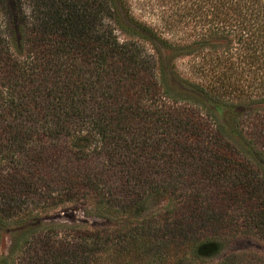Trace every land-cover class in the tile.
Segmentation results:
<instances>
[{"label":"trees","instance_id":"obj_1","mask_svg":"<svg viewBox=\"0 0 264 264\" xmlns=\"http://www.w3.org/2000/svg\"><path fill=\"white\" fill-rule=\"evenodd\" d=\"M46 1L26 14L21 0H0V223L21 225L6 264L43 229L49 240L39 216L55 207L103 219V238L60 225L81 243L43 246L74 264L199 260L222 244L232 206L237 227L264 230V0H185L168 30L125 26L111 0L103 15ZM151 39L197 51L223 42L200 66L214 81L195 88L214 106L173 85ZM215 106L233 115L229 127ZM43 257L33 264H52Z\"/></svg>","mask_w":264,"mask_h":264},{"label":"rangeland","instance_id":"obj_2","mask_svg":"<svg viewBox=\"0 0 264 264\" xmlns=\"http://www.w3.org/2000/svg\"><path fill=\"white\" fill-rule=\"evenodd\" d=\"M37 0H21L22 9L26 14H29L31 4H35ZM47 0L46 2H53L55 6H59L60 3L69 5L73 10L78 9L82 11L87 9L92 12L95 9L97 12L102 9L103 0ZM116 15L120 18V21L130 28L135 29L131 22H145L152 28H165L166 19L172 13H181L182 6L185 0H111ZM49 4V3H48ZM103 15V11L99 12ZM1 20V19H0ZM109 19L105 18L102 22L108 23ZM176 29L178 37H185L187 33H190L188 26L181 24ZM116 34L120 39L126 37L125 34L116 30ZM150 47L156 49L159 57L160 64L162 65L165 74L173 82L174 86L182 90H193L200 86L209 87L214 79L210 78V75H205L200 69L204 61H207V57H203L204 53L209 50V46H213L215 50H221L223 42L218 40H209L204 47L203 51L194 50L196 45L186 42L179 47H169L155 40L151 39ZM189 45V46H187ZM138 50H141L138 48ZM213 51L214 49H210ZM144 51V50H143ZM141 50L138 52L142 60L145 63L142 65L143 69H146L147 73L154 72L151 62L142 55ZM153 49H149V52ZM203 58L205 60H203ZM199 89V88H198ZM192 95L199 98L202 102L205 101L210 106H214L210 101H206L204 96L198 91H194ZM215 111L219 116L225 127H229L230 121L233 115L228 112L225 114V110L222 107L215 106ZM200 156V155H199ZM203 156V155H201ZM156 169V168H155ZM157 170V169H156ZM164 200L154 201L141 213V217H147L153 213L160 212L164 205ZM3 201L0 199V205ZM226 203H229L226 200ZM63 207H55V209L45 210L41 209L39 220L43 226L50 227V230H54L49 235V240H45L43 230L32 239H29L24 245L22 251L16 256L15 261L12 264H33L37 261V258L43 256L48 258V255L44 252V247L47 244L54 243L55 245L61 244L62 246H77L81 243V240L76 238L73 234L64 232L65 229L59 227L60 225L78 226L80 230L98 231L103 238V219L93 216L85 215L82 211L84 207L75 206L72 209H62ZM230 211V212H229ZM229 215L226 219H233L230 224H226V235L222 240V244L219 248H215L199 260H193L188 257L187 262L181 264H219L225 258H229L228 264H264V230H257L252 227H237L236 224H241L238 216V210L235 206H232L228 210ZM234 218L237 221H234ZM58 226V227H57ZM21 225L15 221V219H8L0 223V264H6L4 258L8 255L11 241L14 235V231L19 229ZM109 227V226H108ZM110 228V227H109ZM99 246V245H98ZM43 257V259L45 258ZM52 259V258H51ZM187 259V258H186ZM49 263L53 262L59 264H74L71 261V256H54L52 260L48 258Z\"/></svg>","mask_w":264,"mask_h":264}]
</instances>
